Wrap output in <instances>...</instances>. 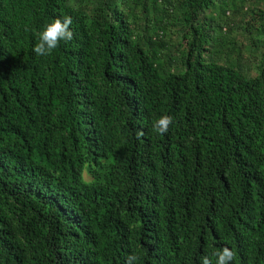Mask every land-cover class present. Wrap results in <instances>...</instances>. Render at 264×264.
I'll return each mask as SVG.
<instances>
[{
  "label": "trees",
  "instance_id": "obj_1",
  "mask_svg": "<svg viewBox=\"0 0 264 264\" xmlns=\"http://www.w3.org/2000/svg\"><path fill=\"white\" fill-rule=\"evenodd\" d=\"M224 246L264 264V0H0V264Z\"/></svg>",
  "mask_w": 264,
  "mask_h": 264
},
{
  "label": "clouds",
  "instance_id": "obj_2",
  "mask_svg": "<svg viewBox=\"0 0 264 264\" xmlns=\"http://www.w3.org/2000/svg\"><path fill=\"white\" fill-rule=\"evenodd\" d=\"M73 21L70 16H64L63 19L56 18L51 23L45 25L37 36V43H35L32 51L37 56H48L56 49L61 41L68 42L73 39V32L70 28ZM173 122V117L165 114L159 117L154 124L153 130L159 134L164 135L168 132L169 126ZM143 135V133H139ZM236 257V252L227 246H224L219 251L209 255L202 256L201 264H232ZM134 256L126 258L127 264H133Z\"/></svg>",
  "mask_w": 264,
  "mask_h": 264
},
{
  "label": "rangeland",
  "instance_id": "obj_3",
  "mask_svg": "<svg viewBox=\"0 0 264 264\" xmlns=\"http://www.w3.org/2000/svg\"><path fill=\"white\" fill-rule=\"evenodd\" d=\"M83 175H84V178H87V175L85 173H83Z\"/></svg>",
  "mask_w": 264,
  "mask_h": 264
}]
</instances>
